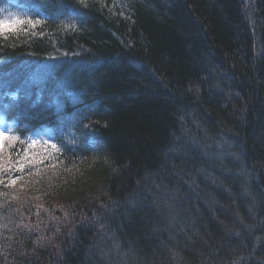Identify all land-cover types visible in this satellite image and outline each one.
Here are the masks:
<instances>
[{"label":"trees","instance_id":"trees-1","mask_svg":"<svg viewBox=\"0 0 264 264\" xmlns=\"http://www.w3.org/2000/svg\"><path fill=\"white\" fill-rule=\"evenodd\" d=\"M0 18V264H264V0Z\"/></svg>","mask_w":264,"mask_h":264},{"label":"snow or ice","instance_id":"snow-or-ice-1","mask_svg":"<svg viewBox=\"0 0 264 264\" xmlns=\"http://www.w3.org/2000/svg\"><path fill=\"white\" fill-rule=\"evenodd\" d=\"M25 22L34 26V23L31 20L23 21L19 19H14V20L8 21V20L0 18V37L7 39L9 33L15 34L16 32L20 31L21 29L19 28V25H22ZM36 23H38V21H36ZM15 139L17 138L6 134L4 130H0V150L3 149L6 142H11V141H14ZM8 146L10 147L11 143H8ZM53 147L55 146L53 145Z\"/></svg>","mask_w":264,"mask_h":264},{"label":"bare ground","instance_id":"bare-ground-1","mask_svg":"<svg viewBox=\"0 0 264 264\" xmlns=\"http://www.w3.org/2000/svg\"><path fill=\"white\" fill-rule=\"evenodd\" d=\"M64 121L67 122V123L70 122V121H68V120H64ZM63 123H64V122H63ZM65 125H66V124H64L63 126H65ZM81 125H82V124H81ZM65 128H66V127H65ZM91 140H92V139H90V142H92ZM90 142H89V143H90Z\"/></svg>","mask_w":264,"mask_h":264}]
</instances>
